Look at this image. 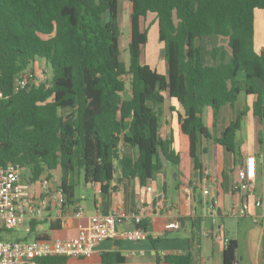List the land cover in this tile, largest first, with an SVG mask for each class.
Instances as JSON below:
<instances>
[{"label":"trees","instance_id":"trees-1","mask_svg":"<svg viewBox=\"0 0 264 264\" xmlns=\"http://www.w3.org/2000/svg\"><path fill=\"white\" fill-rule=\"evenodd\" d=\"M128 1L125 66L119 59V0H0V165L27 168L30 183L58 170L68 199L80 175L102 192L117 171L121 179L137 178L144 186L163 171L162 152L176 183L188 185L199 168L196 146L211 137L204 109L215 118L222 107L250 97L253 115L264 121V47L257 52L254 45L255 11H264V0ZM149 15L164 50L161 71L141 61L152 26L141 23ZM209 36L225 38L228 48L212 47L211 66L195 44ZM26 71L50 77L17 90L14 80ZM127 87L130 96L123 98ZM165 98L175 102L176 142L159 135ZM245 114L237 111L214 142L233 153ZM121 146L132 156H124ZM48 226L58 230L60 222ZM35 227L30 224L29 235ZM139 228L145 229L144 222ZM164 261L190 264L191 257L175 254ZM123 262L113 251L99 257V264ZM222 264H240L235 240L224 247Z\"/></svg>","mask_w":264,"mask_h":264},{"label":"crops","instance_id":"crops-1","mask_svg":"<svg viewBox=\"0 0 264 264\" xmlns=\"http://www.w3.org/2000/svg\"><path fill=\"white\" fill-rule=\"evenodd\" d=\"M119 10L122 13L119 20L121 18L124 21L125 16L130 15L129 1L119 0ZM262 14L260 13L261 17L264 16ZM149 23L156 28L152 15L148 16L145 23H141V27L144 28ZM174 105V100L167 101L165 98L159 135L162 138L171 137L176 142L177 123L171 110ZM251 105L252 98L248 97L235 103L233 107H222L215 118L211 109H204L211 137L200 139L196 146L195 157L199 168L193 170L188 185L177 184L176 178L172 177V174L176 175L174 167L169 165L171 169L167 171L166 164L163 171L144 186L139 184L137 178L121 179L117 171L106 192H102L99 184L92 179L80 175L73 180L75 186L68 196V209L62 217L57 219L56 211L49 208L39 219L30 223H36L34 233L29 235V224V232L24 231L26 235L17 239L71 238L76 235L78 224L84 223L93 214L108 215L117 208L132 213L142 208V222L147 236L145 239L106 240L97 246L93 257L85 259V264H99L100 255L112 251L124 258L122 264H166L164 258L175 254H189L190 264H222V251L229 240L237 242L240 264H264V209L253 205L255 200H260L264 207V121L253 115ZM243 109L246 114L236 133L232 153L215 143L214 138L220 137L225 128L235 120L237 111ZM121 153L132 156V151L127 146H121ZM240 169L246 171L252 185V192L246 196L249 214L243 217L230 214V211L238 210L242 198H245L232 190L236 172ZM204 171L208 175L205 176ZM52 172L59 174L58 170L49 172L50 179ZM42 178L46 176L43 175L39 181ZM52 181L55 184L60 182L54 178ZM36 182L30 183L27 180L29 188ZM31 189L36 197L42 194L41 188ZM77 206L82 209L80 218L74 216L73 209ZM253 218L257 219V223L253 222ZM56 220L60 222V229L50 231L49 223ZM170 221L177 222L179 228L167 229L166 224ZM23 226L25 229L27 225ZM118 228L130 229L132 224L126 222ZM217 234L226 239V242L216 239Z\"/></svg>","mask_w":264,"mask_h":264},{"label":"built area","instance_id":"built-area-1","mask_svg":"<svg viewBox=\"0 0 264 264\" xmlns=\"http://www.w3.org/2000/svg\"><path fill=\"white\" fill-rule=\"evenodd\" d=\"M42 72L26 71L14 80V86L25 89L37 86L44 82ZM2 93L0 92V98ZM203 174L208 175L207 171ZM41 195L36 197L30 190L29 184L24 185L20 180V169L12 164L0 165V230L13 231L23 225L29 232V224L39 219L47 209H54L57 219L61 218L67 207V198L59 184L51 179L43 178L40 181ZM232 190L241 194L242 201L237 211H230L231 215L243 217L249 214L246 196L252 192L250 178L244 169L236 172V178L232 183ZM207 194V191L204 192ZM255 208L264 209L260 200L254 201ZM74 216L80 218L81 207L73 209ZM143 209L137 212L126 213L122 208L114 209L108 215L93 214L84 223L78 224L74 237L64 239H31V240H4L0 239V264H42L41 259L50 257H66L86 259L93 257L97 246L106 240L139 241L145 239L146 232L139 228L142 223ZM57 221V220H56ZM129 222L130 229H119L118 226ZM213 224L215 223L212 219ZM257 223V219L253 218ZM167 229L179 228L177 222H168ZM2 233H0L1 235ZM216 239L224 240L220 234Z\"/></svg>","mask_w":264,"mask_h":264},{"label":"rangeland","instance_id":"rangeland-1","mask_svg":"<svg viewBox=\"0 0 264 264\" xmlns=\"http://www.w3.org/2000/svg\"><path fill=\"white\" fill-rule=\"evenodd\" d=\"M121 8V4H120ZM119 17H122L121 10H119ZM260 13H263V10H257L255 12V31H254V45L255 49L258 52L260 48L264 47V16H260ZM124 19V17H123ZM120 28H121V38L119 42V51H120V61L127 66L128 65V51H127V45L129 42V36H130V19L129 16H125L124 21L121 20L120 18ZM196 46L200 47L201 53H202V59L203 63L205 65H214L210 58V51L212 47L218 46V47H224L225 49L227 48V41L225 38H215V37H204L200 40L196 41ZM162 50V47L160 43L157 40V30L154 27H150L149 33H148V43L146 47L142 50V55H141V61L148 64L151 68H155L158 71L162 70V56L160 55V52ZM43 80L49 79L50 75H44ZM239 78H243V74L239 73L238 75ZM130 93L127 87V91L124 92L123 98H129ZM167 101H170L169 98H167ZM171 167L168 165L166 168L167 171H170ZM20 180L21 183L24 185H27V180L29 177V170L27 168H23L20 170ZM173 177V174H172ZM58 179L60 180L59 174H55L52 172L51 174V180ZM43 179V178H42ZM41 179V180H42ZM174 179V178H173ZM55 181V180H54ZM40 181H37L35 184H32L30 186L29 190L32 187H35L40 190L39 188ZM33 190V189H31ZM26 234L24 232V226L20 227L16 230L11 231L10 233H3L2 234V239L4 240H16L17 238H22ZM86 260L85 259H79V260H68L66 264H85Z\"/></svg>","mask_w":264,"mask_h":264},{"label":"water","instance_id":"water-1","mask_svg":"<svg viewBox=\"0 0 264 264\" xmlns=\"http://www.w3.org/2000/svg\"><path fill=\"white\" fill-rule=\"evenodd\" d=\"M160 55L162 57H164V50L163 49L161 50ZM159 157H160V160H161L162 168H164L165 167V164H166V161H165V157H164V155H163L162 152H159ZM173 177L175 179L176 178V175H174Z\"/></svg>","mask_w":264,"mask_h":264}]
</instances>
